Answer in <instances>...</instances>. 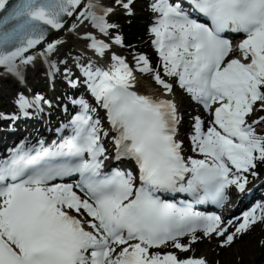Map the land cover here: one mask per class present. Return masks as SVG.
Here are the masks:
<instances>
[{
	"label": "snow or ice",
	"instance_id": "1",
	"mask_svg": "<svg viewBox=\"0 0 264 264\" xmlns=\"http://www.w3.org/2000/svg\"><path fill=\"white\" fill-rule=\"evenodd\" d=\"M135 2L0 0V92L17 89L16 110L0 119L51 107L27 87L29 73L43 68L54 84L63 66L76 85L71 59L85 86L58 140L21 141L0 159V264H210L177 252L207 241L219 256L264 232V200L229 219L195 207L223 208L264 169V0H148L155 65L114 50L130 46L113 17L134 16ZM52 30L92 56L61 59L65 37L49 40ZM137 73L156 90L141 91ZM185 96L210 117H191L199 158L180 138Z\"/></svg>",
	"mask_w": 264,
	"mask_h": 264
},
{
	"label": "rangeland",
	"instance_id": "2",
	"mask_svg": "<svg viewBox=\"0 0 264 264\" xmlns=\"http://www.w3.org/2000/svg\"><path fill=\"white\" fill-rule=\"evenodd\" d=\"M258 240H260V236L252 234L250 237L246 238V243L238 242L231 248V251L234 252V256L231 260H223L226 264H256L257 257L259 255V246ZM252 245L253 247H249ZM244 247H247L244 249ZM247 250V251H246ZM211 251L207 252L209 257L214 260L217 257V252L211 253Z\"/></svg>",
	"mask_w": 264,
	"mask_h": 264
},
{
	"label": "bare ground",
	"instance_id": "3",
	"mask_svg": "<svg viewBox=\"0 0 264 264\" xmlns=\"http://www.w3.org/2000/svg\"><path fill=\"white\" fill-rule=\"evenodd\" d=\"M69 22L71 23V18L69 19ZM59 34L61 35V36H64L65 37V39H67V42L65 43V45L62 47V52L63 51H66V48H68V46L70 45V44H72L73 43V45H75V44H81L80 42H78L77 40H76V38H75V36H71V37H69L66 33H64V32H59ZM53 39H55L56 37H52ZM66 47V48H65ZM140 78V77H139ZM140 80H144L143 78H141ZM141 86H144V84H140V87ZM11 125H13V123L11 124ZM11 133V130H9V134ZM249 247H253L252 245H250ZM247 247H244V249H246ZM247 251V250H246ZM225 254V253H224ZM223 254V255H224ZM228 255L230 256V257H232V253H231V251H230V254H229V252H228Z\"/></svg>",
	"mask_w": 264,
	"mask_h": 264
}]
</instances>
